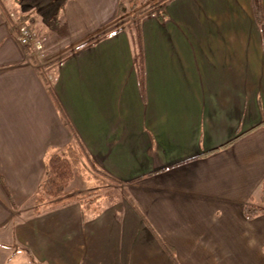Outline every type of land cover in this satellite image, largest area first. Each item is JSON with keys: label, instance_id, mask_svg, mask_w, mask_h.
Masks as SVG:
<instances>
[{"label": "crops", "instance_id": "0c3cea01", "mask_svg": "<svg viewBox=\"0 0 264 264\" xmlns=\"http://www.w3.org/2000/svg\"><path fill=\"white\" fill-rule=\"evenodd\" d=\"M120 1L0 0V264H264V212L245 214L264 206L253 0H166L165 20L120 18ZM22 17L41 48L19 42ZM77 140L118 193L35 215L47 154Z\"/></svg>", "mask_w": 264, "mask_h": 264}, {"label": "trees", "instance_id": "16d2710c", "mask_svg": "<svg viewBox=\"0 0 264 264\" xmlns=\"http://www.w3.org/2000/svg\"><path fill=\"white\" fill-rule=\"evenodd\" d=\"M166 0H150L146 3L145 7L137 12L140 7V0H121L119 3V16L123 17L125 14H133V18L138 13H149L155 14L161 20H165L167 17V11L165 9ZM253 6L257 20L262 26L264 33V18L262 13V0H253ZM28 17L18 18L16 21H12L15 26L20 22H24ZM133 26L139 33L140 19L137 18L133 22H129V19L121 20L113 26L105 29L97 36L93 37L88 43L95 41L106 35L117 33L121 30L126 29L129 25ZM137 44L140 47V37L137 35ZM136 66L140 73L143 72V59L142 53L136 54ZM32 58V56H31ZM63 58L60 57L57 61H61ZM33 59V58H32ZM47 88L49 92H52L50 82L46 79ZM85 160L88 162L92 173L90 174L88 169L85 168ZM86 164V165H87ZM75 169L80 170L85 174L88 180H99L101 183L99 186L95 185L91 188L73 192L68 189L69 183L75 176ZM103 179V180H101ZM104 179L112 178L100 169H94L91 162L88 151L86 150L83 143L79 140L72 142L65 146L62 150L54 151L51 150L47 154L46 158V169L44 177L40 182L34 197V214L39 215L42 211L48 207L49 204L65 201V202H79L84 209L98 210L97 202L101 197V187L106 186ZM261 202L264 205V178L261 183ZM264 212V206L247 205L245 206V214L248 218H254L257 214ZM31 260L34 264H42L36 261L32 256Z\"/></svg>", "mask_w": 264, "mask_h": 264}, {"label": "rangeland", "instance_id": "374dc122", "mask_svg": "<svg viewBox=\"0 0 264 264\" xmlns=\"http://www.w3.org/2000/svg\"><path fill=\"white\" fill-rule=\"evenodd\" d=\"M146 0H140V7L138 8L137 12H139L140 10H142L145 5H146ZM54 20V19H53ZM52 19L49 20V23H54ZM41 30V28H40ZM45 32V31H42ZM36 37L38 38V35H36ZM40 39V37H39ZM50 45L53 46V49L58 50V51H62V49L64 48V43L62 38L59 37V40H55V39H51L49 40ZM61 53V52H60ZM47 61L49 60L48 56L46 55V57L44 58ZM45 60V61H46ZM85 163L87 164L88 162L85 160ZM84 165L85 168L88 169L89 173L93 175L89 165ZM75 181L73 182V184H77L80 188H86V187H93L95 185L99 186L101 183L99 182V180H88L87 177L85 176L84 173H82L80 170L75 169ZM103 180V179H101ZM104 181L106 182V186L101 187V198L103 200H108L109 198L115 196L118 192L117 189L115 187H110V185L113 183L110 179H104Z\"/></svg>", "mask_w": 264, "mask_h": 264}, {"label": "built area", "instance_id": "2783aa9c", "mask_svg": "<svg viewBox=\"0 0 264 264\" xmlns=\"http://www.w3.org/2000/svg\"><path fill=\"white\" fill-rule=\"evenodd\" d=\"M18 40L31 50L37 46L41 48L40 41L36 40V33L27 22H20L17 24Z\"/></svg>", "mask_w": 264, "mask_h": 264}]
</instances>
